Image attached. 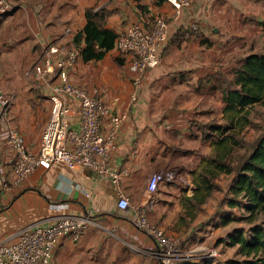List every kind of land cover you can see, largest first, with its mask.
Listing matches in <instances>:
<instances>
[{"label":"crops","instance_id":"0c3cea01","mask_svg":"<svg viewBox=\"0 0 264 264\" xmlns=\"http://www.w3.org/2000/svg\"><path fill=\"white\" fill-rule=\"evenodd\" d=\"M9 1L15 10L0 16V88L10 98L6 115L0 109V140L13 127L33 153L52 105L49 86L33 66L49 44L56 41L62 54L80 52L78 46L69 47L72 37L67 30L77 32L86 22L85 10L96 11L103 4L121 9L127 3L130 22L153 16L168 22V43L159 63L144 73L138 86L127 68L105 66L106 55L78 63V53L74 68L67 71L71 83L97 89L95 96L113 114L125 115L109 160L120 172L117 182L87 167L55 164L37 167L13 183V151L6 143L0 148V241H13L24 226L73 214L88 222L78 239L59 241L54 264H157L152 239L136 225V205L153 172L174 170L172 181L159 183L147 216L172 236L190 230L183 224L182 203L193 194L203 156L211 153L217 139L214 133L204 138L197 123L227 119L222 89L251 51V30L263 29L259 22L264 20V0H191L178 13L166 0ZM105 27L119 35L126 25L113 22ZM260 33L263 41L264 29ZM100 127L108 131V118ZM119 194L128 197V209L118 208Z\"/></svg>","mask_w":264,"mask_h":264},{"label":"built area","instance_id":"2783aa9c","mask_svg":"<svg viewBox=\"0 0 264 264\" xmlns=\"http://www.w3.org/2000/svg\"><path fill=\"white\" fill-rule=\"evenodd\" d=\"M176 13L191 0H166ZM15 10L9 0H0V16ZM69 34L71 35V30ZM168 43V22L161 16L142 18L130 22L117 35L114 50L125 59L126 68L134 86H138L144 73L159 63L161 52ZM76 50L62 54L56 41L49 44L34 64L33 72L49 86L51 109L41 132L38 151L31 152L22 135L13 127L0 140L10 146L14 154L12 182L23 181L37 167L49 168L58 164L68 169L87 167L100 176L117 182L120 172L111 168L109 160L115 149L116 130L125 115L113 114L107 104L96 97L98 90H87L71 83L68 69L77 58ZM136 100V94L131 96ZM10 98L0 88V109L6 115ZM109 120L107 132H101V121ZM174 170L153 172L147 179L144 197L136 205V225L154 244L157 264H177L194 256L185 251L177 238L152 223L147 211L155 201L160 182L174 179ZM117 206L128 209L131 204L126 195L119 194ZM88 219L73 214H62L47 224H31L19 228L13 241H0V264H54L53 251L62 238L78 239ZM215 248L203 250L199 257L212 260Z\"/></svg>","mask_w":264,"mask_h":264},{"label":"trees","instance_id":"16d2710c","mask_svg":"<svg viewBox=\"0 0 264 264\" xmlns=\"http://www.w3.org/2000/svg\"><path fill=\"white\" fill-rule=\"evenodd\" d=\"M85 18L84 26L74 33L70 45L79 47L83 61L101 60L113 49L117 33L105 27L100 11L87 8ZM259 23L264 29V20ZM222 78L225 77L219 79ZM222 94L227 102L224 108L228 112L227 119L223 123H197L204 138L216 134L217 139L215 154L210 159L213 168L207 164L200 171L188 201L196 205L205 203L214 190H219L213 182L216 175L221 172L231 175L224 201L228 208H236L241 213L224 212L220 214L219 222L226 225L236 221L246 227H234L224 240L226 246L234 248L232 256L222 262L201 258L196 264H264V125L250 144H244L237 137L249 124L245 109L259 104L264 110V53L246 55L234 69L232 81L224 84ZM234 144L246 145L248 149L232 164L229 158Z\"/></svg>","mask_w":264,"mask_h":264},{"label":"rangeland","instance_id":"374dc122","mask_svg":"<svg viewBox=\"0 0 264 264\" xmlns=\"http://www.w3.org/2000/svg\"><path fill=\"white\" fill-rule=\"evenodd\" d=\"M124 2H129L128 0H123ZM109 2H113L110 0ZM106 5L98 9L103 16L102 23L104 25L113 24V22L117 23V25H127L130 22L128 18L129 11L126 9L130 8L127 3L121 9L113 7L109 9L105 7ZM126 10V11H125ZM78 14L79 12H75ZM81 13V12H80ZM109 20V22H108ZM70 29V28H69ZM71 30V29H70ZM262 28L256 30H251V35H253V42L250 44L251 52L254 53H264V40L261 41L262 35ZM74 31L71 30V37L73 39ZM257 36H259L257 38ZM70 46V42H69ZM76 47V45H74ZM80 54V52H78ZM77 58L73 63V66L69 68L72 70L76 64ZM81 56L78 63H81ZM104 62L105 66L107 67H117L121 68L123 71L126 69V62L122 56L117 54L116 51H110L106 54V57L102 61ZM247 111V117L249 119V124L245 125L239 133L238 138H240L244 144H250L256 140L260 133V129L264 125V110L259 104H255L251 107L245 109ZM248 147L246 145L239 146L238 144H234V147L231 149L230 154V161L232 164L238 160L246 151ZM215 154V145L212 147L211 153H207L203 156V163L201 170L209 164L210 168H213V164L211 162V157ZM210 161V162H209ZM200 170V171H201ZM197 172L194 181L197 179L198 174ZM231 175H227L225 173H218L213 180L215 184L219 186V190H214L210 196L206 199L205 203L196 205L192 201H188L186 199L182 204L183 208L185 209V218L183 224L189 228L190 230H184V234L178 236H172L177 238L181 247L189 252V254L193 255L192 259L184 260L181 264H196V262L201 261L202 259L199 257L200 253L206 249L215 248L216 250V257L214 258L215 261H223L226 258L233 255L234 248L228 247L225 245L224 240H226L228 233L234 229V227L245 226L242 223L233 221L229 224L222 225L219 222L220 214L224 212H232L235 215H239L241 211L236 208L230 209L225 204L224 197L226 194V189L228 184L230 183ZM7 185L9 183L6 182ZM5 184V185H6ZM187 193H190L188 187L185 188ZM188 198V197H187ZM246 227V226H245ZM221 241V242H220Z\"/></svg>","mask_w":264,"mask_h":264}]
</instances>
